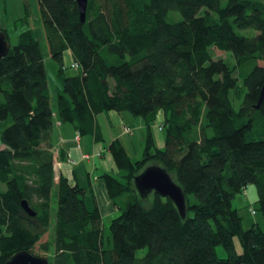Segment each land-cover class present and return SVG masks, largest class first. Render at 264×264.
Listing matches in <instances>:
<instances>
[{
  "label": "trees",
  "instance_id": "trees-1",
  "mask_svg": "<svg viewBox=\"0 0 264 264\" xmlns=\"http://www.w3.org/2000/svg\"><path fill=\"white\" fill-rule=\"evenodd\" d=\"M37 2L61 89L53 110L40 43L21 32L0 59V264L18 251L32 254L47 233L54 187L52 238L41 245L49 264H264V100L255 109L264 0H87L84 23L75 0ZM246 29L256 34L237 32ZM214 49L234 64L215 59ZM65 52L79 64L75 76L64 74ZM110 111L140 118L145 136L137 161L120 141L108 145L117 173L99 179L121 213L105 236L86 190L63 175L55 182L51 132L56 118L97 136L95 117ZM159 114L162 149L150 128ZM151 163L175 175L184 218L168 198L154 193L148 206L139 198L133 180ZM248 185L263 224L245 230L232 200Z\"/></svg>",
  "mask_w": 264,
  "mask_h": 264
},
{
  "label": "rangeland",
  "instance_id": "rangeland-1",
  "mask_svg": "<svg viewBox=\"0 0 264 264\" xmlns=\"http://www.w3.org/2000/svg\"><path fill=\"white\" fill-rule=\"evenodd\" d=\"M3 2L4 10H5V22H6V35L8 36V41L11 46L16 45L17 43V37L21 32H24L26 30H31L33 32V35L35 38L39 41L41 49H42V55L44 59V65L46 69V76L49 84V90H50V104L53 110L56 109V96H57V90L61 89V83L57 74V68L58 63H56L49 54L47 43L44 36V31L42 28V23L40 19V12L38 7L37 0H0V16H1V5ZM25 7L28 8V13L25 11ZM26 14H28L29 17H25ZM237 32L244 36L252 37L256 34V32L252 29H246V30H237ZM213 57L215 59L222 58L226 59L227 62L230 65L234 64V59L230 57L228 53H224L221 51H218L216 49L213 50ZM64 74L66 76H75L78 74L77 69H73L70 67L72 61L71 56L65 52L64 53ZM259 65H264V62H259ZM232 97V93H231ZM240 101H235L233 103V106L235 110L239 108ZM130 121L124 123V127H129L130 130H133L134 135L131 138V145L129 144L128 138L123 137L122 140H124L123 143H125V147L128 150V153L131 155L133 161H137L141 158L142 150H143V137L145 136V126L143 121L139 118L132 117L129 113H124ZM98 116V122L99 127L104 134L106 138V142L108 143L110 140L108 137L113 136L114 130L115 133L118 135L120 134L122 130V125H116L112 118L109 119L107 116V113H100ZM137 122H140L137 124ZM163 122L162 114H159L156 118V120L150 125L151 133L154 138L155 146L159 149L163 148V141H164V133L159 131V128L161 127ZM140 127V128H137ZM128 128H125L126 133H130ZM263 133V132H262ZM106 157H108L106 155ZM149 166H158L162 168L161 165L158 163H151L146 167ZM145 167V168H146ZM170 179L176 183L175 175L173 173L169 174ZM4 186L0 185V191L4 190ZM139 198L142 199L144 205L148 206L154 196V193L151 192L146 197H141L140 193H137ZM97 196V194H96ZM85 201L87 205L90 207L91 204V198L89 196L85 197ZM257 192L254 185H248L244 191L241 193H238L235 195L234 199L232 200L233 208H235L238 212L239 217L242 221V227L243 229H248L253 224H258L259 226H262L263 224V218L261 213L257 210ZM189 202L194 203L195 199L194 197H189ZM56 210V188L54 187L51 191V199H50V213H51V226L49 227L47 233L43 235V237L34 245L32 249V254L39 257H45L49 258L51 257V254L43 252L41 249V245L43 243H46L47 241L51 240L52 238V229H53V221H54V215ZM251 211H254V214L251 213ZM121 213L120 210H118L116 213L107 214L104 215L101 218V223L103 227L105 228V236L109 235L108 232V225L110 221L117 216H119ZM189 216H191V212L188 213ZM235 246L238 252H240V245L238 243L237 239H234ZM216 256L220 259L226 258V253L224 252L222 246L215 247ZM145 253V250H140L136 253L137 257L143 256Z\"/></svg>",
  "mask_w": 264,
  "mask_h": 264
},
{
  "label": "crops",
  "instance_id": "crops-1",
  "mask_svg": "<svg viewBox=\"0 0 264 264\" xmlns=\"http://www.w3.org/2000/svg\"><path fill=\"white\" fill-rule=\"evenodd\" d=\"M5 14L2 2L0 30L4 29L6 32ZM67 53L69 54V52ZM124 113L125 112L110 111L107 113V117L109 119L112 118L116 125L123 126L125 122L130 121ZM95 122L98 128L97 136L94 134L79 135L73 130L70 124L60 123L55 118L51 132V144L54 154L53 165L56 175L55 182L58 175H63L70 184H76L86 190V196L91 198L90 207L85 201L87 208L92 209L93 206L97 207L100 217L102 218L104 215L116 213L118 211L108 198L104 182L99 179L103 173L111 175L117 173L116 167L108 151V145L113 140H118L128 153V150L125 147L126 144L123 143L124 140H122V138L127 137L129 144L131 145V138L133 137L134 132L133 130H130L129 127L123 126L119 135L115 133L114 130V137H108L110 141L107 143L106 138L99 127L98 116L95 117ZM138 123L140 122H137V124ZM125 128H128L130 133H126ZM159 131L163 132L162 130ZM106 155L108 157H106ZM84 156H88V158L85 159ZM129 156L133 161L130 154Z\"/></svg>",
  "mask_w": 264,
  "mask_h": 264
},
{
  "label": "water",
  "instance_id": "water-1",
  "mask_svg": "<svg viewBox=\"0 0 264 264\" xmlns=\"http://www.w3.org/2000/svg\"><path fill=\"white\" fill-rule=\"evenodd\" d=\"M79 10V19L81 23L85 21V13L87 7V0H75ZM10 44L5 38V34L0 31V59L5 57L9 51ZM264 100V85L261 89L258 102L255 109H258ZM134 188L141 197H146L153 192L161 198H168L178 210L180 216H186L185 197L181 188L174 183L169 174L158 166H149L134 178ZM21 208L30 217L35 216V212L29 207L26 201L21 202ZM3 264H49L45 257H39L31 254L28 251L22 250L15 253L9 260Z\"/></svg>",
  "mask_w": 264,
  "mask_h": 264
},
{
  "label": "built area",
  "instance_id": "built-area-1",
  "mask_svg": "<svg viewBox=\"0 0 264 264\" xmlns=\"http://www.w3.org/2000/svg\"><path fill=\"white\" fill-rule=\"evenodd\" d=\"M71 68L73 69H78L79 68V64L77 62H72L71 65H70ZM159 130H161V127L159 128ZM85 159L88 158V156H84ZM252 214H254V211H251Z\"/></svg>",
  "mask_w": 264,
  "mask_h": 264
}]
</instances>
